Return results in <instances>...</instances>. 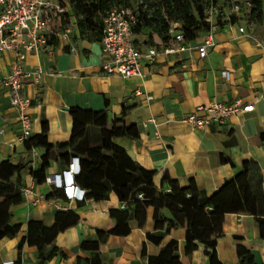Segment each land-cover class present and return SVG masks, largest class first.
Returning <instances> with one entry per match:
<instances>
[{
  "label": "crops",
  "instance_id": "0c3cea01",
  "mask_svg": "<svg viewBox=\"0 0 264 264\" xmlns=\"http://www.w3.org/2000/svg\"><path fill=\"white\" fill-rule=\"evenodd\" d=\"M71 19L74 26L68 40H55L52 54L30 52L24 64L26 71L44 70L38 84L29 77L24 79L23 95L29 100L26 112L32 120L31 136H39L46 124L49 149H30L20 140L22 124L17 110L8 88L0 86V161L24 166L13 175L22 179V193L0 202V227H18L0 240V264L5 260L38 263V246L26 239L29 230L44 236L49 249L55 248V255L43 264H149L150 258L153 264H165L167 252L162 250L171 240L178 241L179 259L169 264H210L204 243L186 251L184 226L171 228L160 243L148 236L166 228L161 221L157 225L154 206L146 208L144 218L128 220L129 233H108L122 222L120 211H131L134 202L121 201L111 191L107 197L69 203L63 189L46 181L37 183L31 170L40 169L45 157L50 162L47 176L62 173L72 162L76 152L71 153L67 164L55 149L71 140L72 108L106 111L110 123L126 110L132 134L115 137L113 143L124 148L142 168L154 172L157 189H169L164 180L168 176L182 188L189 190L196 185L212 196L245 164L256 160L264 193V21L248 25L246 33L239 31V25H220L206 57H199L195 50L180 56L160 53L145 64L143 76L125 78L106 72L103 63L109 55L103 52L100 41L82 37L77 17ZM250 26L254 28L249 30ZM147 38V32L134 34L135 44L142 51L150 47ZM10 62L11 57L0 52V80L9 73ZM237 99L253 103L254 109L204 128L193 127L185 119L197 106L211 100L229 103ZM88 139L94 146L101 145V128L89 126ZM26 187L32 192L25 194ZM57 202L70 207L60 208ZM160 214L173 217L167 208ZM213 217L218 219L217 254L223 264H238L239 243L251 249L256 264H264V237L254 215L224 212ZM84 241H88L86 246Z\"/></svg>",
  "mask_w": 264,
  "mask_h": 264
},
{
  "label": "trees",
  "instance_id": "16d2710c",
  "mask_svg": "<svg viewBox=\"0 0 264 264\" xmlns=\"http://www.w3.org/2000/svg\"><path fill=\"white\" fill-rule=\"evenodd\" d=\"M114 6L129 8L136 16L132 26L134 34L148 33L146 44L159 46L170 38V19L180 21L189 39H194L208 31L205 21V0H74V11L77 17L79 33L84 38L99 41L102 36L103 16ZM249 21L261 23L264 21L263 0H253ZM63 19V27H66ZM226 25V22H220ZM73 130L69 142L56 146L60 158L71 161V153L80 155V172L77 182L88 190L86 197L104 196L115 191L121 201L134 202L133 208L121 212V223L108 233H124L130 231L128 220L132 217L144 218L146 208L150 205L156 208L155 218L165 224V231H159L149 237L160 243L167 232L178 226L186 227V251L191 252L198 247V242L205 245V253L209 256L210 264H223L217 254L218 219L213 217L224 212H236L254 215L259 222L261 236L264 237V193L262 172L259 163L251 160L243 166L240 173L214 195L209 196L196 185L189 190L179 186L176 180L164 177L169 189H157L153 182V171H147L134 162L126 150L113 143V138L132 134L131 126L126 123L127 111L124 110L119 120L110 123L106 111H89L72 108ZM98 126L102 130V144L94 146L88 139L89 126ZM47 125L39 136H30L25 142L28 147L43 146L50 148L47 142ZM264 142V133L261 134ZM50 166L45 157L40 169L31 170L37 183L46 180V169ZM24 167L14 166L9 161H0V202L22 193L23 181L13 175ZM163 208L169 209L173 217L160 214ZM114 214V211L111 212ZM121 224V225H120ZM160 225V224H159ZM161 228V227H160ZM18 227L5 224L0 227V240ZM59 229H62L61 227ZM35 234V237H33ZM27 241L34 243L39 249L37 264H43L55 255V248L49 249L44 236L29 230ZM240 239V238H239ZM24 241V240H23ZM88 241L83 242L86 246ZM22 246V243H21ZM238 264H256L250 248L243 244L237 245ZM165 254V264L175 263L179 259L178 241L171 240L162 250ZM63 255V254H62ZM152 263V258L149 260Z\"/></svg>",
  "mask_w": 264,
  "mask_h": 264
},
{
  "label": "built area",
  "instance_id": "2783aa9c",
  "mask_svg": "<svg viewBox=\"0 0 264 264\" xmlns=\"http://www.w3.org/2000/svg\"><path fill=\"white\" fill-rule=\"evenodd\" d=\"M205 21L209 27L204 36L189 39L180 21L170 19V38L159 46H150L146 51L137 47L134 41L132 26L136 22L135 14L126 7L114 6L103 16L102 36L99 40L103 52L109 59L103 63L108 74H119L125 78L144 75V66L152 63L160 53L166 55H182L195 50L199 57L208 55L215 44L214 35L220 27V22L233 27L239 25L241 33L247 32V26L252 25L248 14L253 0H205ZM67 0H0V52L11 57L10 71L0 80V86H5L11 95V100L17 110L22 127L20 140L26 141L32 135V120L26 112L29 100L23 95L25 82L29 77L35 84L40 83L44 70L40 67L26 71L24 64L30 52L46 51L53 53L54 41L62 38L68 40L74 23L71 19ZM63 19L66 27H63ZM75 51L74 46L71 47ZM224 75L228 76L227 72ZM141 95L142 91L137 90ZM149 96L148 98H151ZM254 104H244L241 99L224 103L211 100L199 105L186 116V121L196 128H204L210 123H224L232 115L254 109ZM80 172L79 157H74L68 168L62 173H54L46 177V183L64 190L69 203L84 200L87 191L76 180ZM25 194L32 190L23 188ZM60 208L68 209L67 205ZM3 264H14L13 260H5Z\"/></svg>",
  "mask_w": 264,
  "mask_h": 264
},
{
  "label": "rangeland",
  "instance_id": "374dc122",
  "mask_svg": "<svg viewBox=\"0 0 264 264\" xmlns=\"http://www.w3.org/2000/svg\"><path fill=\"white\" fill-rule=\"evenodd\" d=\"M67 2H68V4H69V10H70V14L73 16H75V11H74V0H67ZM263 2H264V0H263ZM251 26H253V25H251ZM251 26L248 28L249 30H251L252 28H254V27H252L251 28Z\"/></svg>",
  "mask_w": 264,
  "mask_h": 264
},
{
  "label": "water",
  "instance_id": "95a60500",
  "mask_svg": "<svg viewBox=\"0 0 264 264\" xmlns=\"http://www.w3.org/2000/svg\"><path fill=\"white\" fill-rule=\"evenodd\" d=\"M75 157H78V155L76 153L73 154Z\"/></svg>",
  "mask_w": 264,
  "mask_h": 264
}]
</instances>
